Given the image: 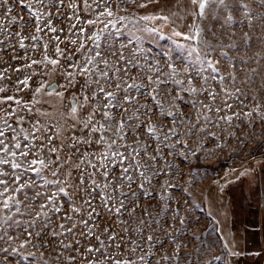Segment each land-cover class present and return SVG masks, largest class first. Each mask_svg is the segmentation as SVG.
<instances>
[{"label": "rangeland", "instance_id": "obj_1", "mask_svg": "<svg viewBox=\"0 0 264 264\" xmlns=\"http://www.w3.org/2000/svg\"><path fill=\"white\" fill-rule=\"evenodd\" d=\"M29 2L32 3L33 11H49L48 8L32 0ZM140 2L141 0H137V4H120V0H112L115 17H124V19L109 18L112 23L96 43H99L101 49L104 50L111 44L114 49L122 51L127 59H132L135 51L137 66L129 65L128 75L124 77L129 84L135 82L147 85L148 76H152L155 80V72L149 71V68H155L158 65L161 70V79H167L166 86L161 85L162 91L158 95V100L167 111L175 112L179 116L176 121L177 125L181 121L185 123L177 129L180 134L179 141L175 136L170 141L177 145L173 154H169L168 148H160L164 159H160L155 170L160 171L161 174L152 177L150 183H145L143 192L139 190L138 180L132 189L137 195L128 199L119 193H112L111 189L97 190L105 191L114 198L110 201L109 207H105L97 196L93 207L98 215H94L91 220L87 212L73 213L71 211L73 202L77 208H87V205L83 203V200L87 198L86 194L80 190L77 180L81 172L77 170L76 165L81 157L80 153L74 152L70 147L75 143L72 138L75 136L82 140L94 141L100 135H105L109 139H116L118 145L123 142L113 132H98L89 135L88 130H84L82 133V124L70 117V99L75 95L78 100L82 101L85 94L90 95L87 90L81 92L85 84V76L77 75L75 84L67 91L63 88L58 89L65 92L63 99L54 94L48 95L51 89L47 88L37 93L35 97L33 96L35 89L42 82L47 84L55 80L59 84H66L67 81L62 73L65 69L72 71L71 68H67L62 57L55 55V42L50 44L47 54L59 59L63 67L52 71V65L40 64L33 65L32 69H24L22 72L14 71L30 63L31 59L42 60L45 52L43 44L48 43L49 37L55 35L61 37L59 46L65 50L66 54L72 53L74 61L81 64L86 63L87 57L95 54V44L87 39L91 35V32L87 31L89 26L83 19L78 23L75 18L65 17L57 20L55 16H52L54 26L63 31L49 33L45 29V32L37 33L36 21L30 19L31 13L27 7L19 5L16 0H9L8 6L14 9L11 13L4 15L5 9L0 8V27L7 28L13 34L21 32L25 36L38 34L41 37L39 41L25 39L26 48L21 49L19 48V37H9L6 33H0V39L5 41L4 47L0 48V72L7 69L5 78L0 80V87L5 88V92L0 93V97L13 96L21 101V104H16L14 100L0 104V130L5 133L2 138L5 139L11 151L19 154L20 151H28L25 145L31 144L37 146L32 149L33 153H37L40 144L42 142L47 144V138L52 136L54 141L49 146L56 147L60 151L50 153L46 148L40 149L38 156L54 160L56 155H59L60 163L63 164L62 170L56 176H53L52 172L57 171V165L44 168L40 176L31 171L24 173L23 181L35 180L38 189L45 194L44 197L31 202L24 201V194L16 193L13 191L15 186H11L5 196H15L16 199L24 202L20 205L10 202V207L3 209V199L0 198V217H12L10 220L0 221V236H4V239L0 240V249H8L6 253L0 251V264H69L70 256L76 257L73 264H89V261H95L98 254L88 253L87 247H100L95 236H100L104 241L107 246L104 252L113 258L112 264H115L117 260H131L134 264H229L227 244L240 245L244 240L242 233L243 228L246 227L243 225L244 216L246 212L252 214L250 209L259 205L258 175L259 172L264 173V121L261 120V116H264V21L260 19V16L264 15V7L259 6L255 0H243V3L253 10V18L249 23L245 10L240 7L239 3H236V7L230 10L232 20H227V13L211 3L205 9V18L201 19L193 14L198 11V8L192 5L190 0H180L179 3L176 0H158V3L149 4L143 9L137 6ZM62 11L67 12L69 16L72 15L66 7ZM161 13L164 15L175 13L176 15L172 16L167 23L161 20L143 21L139 19L144 15ZM214 15H218L220 19H213ZM12 17H17L15 24L9 23ZM88 18L94 19L95 14L88 13ZM25 24L30 26L25 28ZM74 24L77 27L70 32L69 28ZM100 27L101 25L97 24L91 31H96ZM137 27L155 28L157 31L155 33L137 31ZM197 27L205 30L211 27L217 37L212 43L227 53L226 58H222L219 52L211 54L215 60L220 61L219 71L213 73L211 69H206L203 73L205 77H208L206 83L194 71L198 67L206 68V65H192L191 61L194 57H189L187 51L188 45L199 47L198 40H184L183 37L172 35L173 30L192 35ZM80 28L85 31L81 33ZM204 34L207 35V31ZM72 39L77 43H70ZM80 43H83L84 47L77 51ZM33 44L37 47L33 48ZM121 45L127 47L121 49ZM178 45L185 47H178ZM230 45H235V47H230ZM139 49H143V52ZM13 55L18 58L13 59ZM105 59L108 60L113 71L117 67H125L124 62L117 63L119 55L108 54ZM169 63L176 69L175 77L168 76ZM186 66L189 67L188 74L184 71ZM99 67L101 70L104 69L103 64ZM32 72L36 75L29 80V87L25 88L18 83ZM189 75L193 79V86L198 89L196 93L181 90L188 88ZM213 75L216 76L215 80L211 79ZM173 79L182 80L183 84L177 85L172 82ZM92 87L94 89L95 85ZM152 87L155 85L149 86L148 91H151ZM205 88L208 92L216 94L215 100L209 98L204 91ZM108 90L115 91L112 86H108ZM131 94L140 104H147L148 108L154 109L155 115L149 113L151 122H167L165 130L173 127L172 118L161 116L159 109L147 94L140 95L135 90H132ZM177 95L181 98L177 99ZM193 102H195V107H193ZM204 105H208L212 110L209 111ZM226 105L232 107L229 108ZM257 105L260 106L258 112H253L252 116H245L246 112H252ZM89 106L91 107V104ZM28 107H31V113ZM217 107L221 109L220 112L215 111ZM13 110H15L14 115L6 116V113L12 114ZM123 115V112H119L116 120L119 121ZM141 115L142 118L147 119L143 113ZM87 116L86 113L78 112L79 120L86 119ZM205 116L211 123L204 120ZM224 116H231V122L221 119ZM18 117H24L23 121L18 123ZM197 117L200 119L196 134L191 137L184 135L186 129L192 124H197ZM3 119L8 120L13 130L4 126ZM95 120H101L99 113L95 115ZM34 125L40 130L36 131ZM203 127H207V132L212 135L201 134L199 129ZM125 135L127 143L135 146V134H128L125 129ZM14 136L15 140H13ZM25 136L28 139H25ZM33 137H40V139H33ZM17 142L21 144V149L12 147ZM145 143L150 144V149L154 151L160 146L161 141L151 139L144 134L140 145ZM184 143L187 144V149L183 147ZM78 147L80 152L87 153L107 151L104 145L95 143L80 144ZM120 151L124 152L125 148L121 147ZM36 158V155L30 154L26 159L30 162ZM251 158L262 160L258 161L259 163L254 162L253 168L250 166L245 168L251 164L247 163ZM18 159L25 164V167L27 166L25 158L18 155ZM85 159L99 163L96 157L91 155ZM237 166H244V169L240 170L231 181L216 182L218 177L227 170H233ZM33 167L38 168L39 165H33ZM82 167L86 172L94 171L87 165ZM0 171L13 172L9 165H0ZM69 173L71 176L68 175ZM3 178L10 182V177ZM93 179L101 184L104 182L99 174ZM45 181L53 183H45ZM2 187L0 186V190ZM58 187H64L67 195L58 192ZM36 190L26 191L28 195H32ZM124 191L127 192L126 187ZM143 193H151V196ZM53 194L56 200L41 209L40 205L45 203L46 197ZM93 195L96 194L93 193ZM120 200H123L128 207L117 213L114 209L119 207ZM54 206H62L61 211L54 212L52 210ZM17 207L20 208L19 212L16 211ZM110 207L113 210L110 211ZM133 209L135 213L131 214ZM217 209H222L220 213H224L218 219L211 215L212 212L216 213ZM38 212L42 214L36 216ZM226 213L230 225L223 220ZM66 216H71L72 219L68 220ZM81 218L89 220L92 235L87 234L88 229L81 223ZM33 222H35L34 226ZM45 223H47V228L44 227ZM222 223H227L235 234L227 243H224L217 231L218 224L221 227ZM61 224H64L65 228L71 227L72 224L76 227L69 234L61 229ZM105 228L108 232L104 231ZM221 231L227 237L225 229L221 228ZM28 232H33L31 243L20 248L19 245L29 239ZM35 232H46L47 235L40 239L35 236ZM82 232L84 235H81ZM109 234L115 237L114 241L108 239ZM149 236L153 238L151 241L148 240ZM65 244H70L72 247L64 248ZM117 245L120 246L117 247ZM141 256L144 257L143 261L139 259ZM164 257L169 259H164ZM100 264H105L104 255H100Z\"/></svg>", "mask_w": 264, "mask_h": 264}, {"label": "snow or ice", "instance_id": "obj_2", "mask_svg": "<svg viewBox=\"0 0 264 264\" xmlns=\"http://www.w3.org/2000/svg\"><path fill=\"white\" fill-rule=\"evenodd\" d=\"M9 0H0V8H4L5 12L4 15L11 13L14 9L8 6ZM32 2L36 4H40L49 9L47 12H38L33 11L32 3L29 0H16V3L27 7L28 11L31 13L30 19H34L36 21L35 28L37 33L45 32V29L49 33H57L62 32L63 29H57L54 24L52 23V16H55L57 20L63 19L67 17L68 19L75 18L76 21L79 23L81 19H83L88 24L87 31L91 32V35L87 37L88 40L93 41L95 44V54L93 56H88L86 59V63L81 64L80 62H76L73 59V54L68 53L66 54L64 49L60 48L61 37L59 35L50 36L48 43L43 44V48L45 49L43 59L36 60L31 59L30 63H26L25 65L14 69L16 72H22L24 69H32L33 65H52V71H56V69L63 67L61 61L56 58H52L47 54V50L52 42H55V55L57 57H62L64 59L67 68H71L72 71L64 70L62 75L64 76L65 80L67 81L66 84H52V83H44L42 82L39 87L35 89V93H41L45 88L51 89L47 94L48 95H55L60 97L61 99L64 98V91H59L58 89L63 88L65 91L68 90L69 87L75 84L76 76L83 75L85 76V84L83 88H81V92L87 90L90 92V95L85 94L83 96V100L80 101L77 99V96H73L70 104L72 105L69 109V115L73 119H77V122L82 124L81 132L83 133L84 130H88L89 135L92 133H108L113 132L122 144H117L116 139H109L105 135H100L94 141L91 139H81L80 137H73L72 139L75 141L74 144L70 145L74 152L80 153V162L76 165L78 171L81 172V175L77 177L79 181V188L81 191L85 192L86 199L83 200V203L87 205V208H77L74 202L71 205V211L73 213H80V212H87L89 220L94 218V215H98L96 213V209L93 207V202L97 196L103 202L105 207H109L110 201L114 198L113 195L108 194L105 191H97L100 189H111L112 193H119V195L123 196L125 199L129 197H135L137 195L136 192L132 191L133 187L137 184L139 180V190L143 192L145 183H150L151 178L154 176L160 175V171H156V166L159 164L160 159H164L160 148H168L169 154H173V150L176 148V143H170L172 137H176L177 141H179V132L177 129L185 123V121H181L179 125L176 124V121L179 119V116L175 112L167 111L165 106L158 100V95L161 89V85H165L167 83V79H161V70L159 66H155V68H149V71H154L156 75V79L153 80L152 76L147 77L148 84L145 85L144 83L137 84L135 82L129 84L124 79L128 75V66L131 65L132 67L137 66V62L135 60V51L133 52V58L127 59L122 51H118L113 48L111 44L108 45L106 50L101 49L99 43H96L100 40L101 35H103L106 28L112 23L109 18L115 17V12L112 6V0H32ZM177 3L180 0H176ZM255 2L264 7V0H255ZM158 3V0H141V2L137 5L139 8H147L149 4ZM192 5L197 6L198 11L193 13L194 15L198 16L201 19L205 18V9L208 5L214 4L217 5L220 9H222L225 13H227V20H232L231 9L236 7V3H239L240 7L244 8L246 18L251 23V19L253 18V10L248 8L246 4L243 3V0H190ZM120 4H137V0H120ZM67 8L71 11V16L68 15L67 12L62 11V9ZM119 7V5H116ZM55 9V11H52ZM88 13L95 14L94 19L88 18ZM175 13H170L169 15L164 14H149L141 16L139 19L143 21H156L161 20L165 23L169 22L172 16H175ZM116 19L123 20L124 17H115ZM213 19H220L218 15H214ZM22 19V17L20 18ZM261 21H264V15L260 16ZM17 22V17H12L9 21L11 24H15ZM97 24L101 25L99 29L96 31H91ZM30 25L25 24L24 27L27 28ZM77 25H72L69 28L71 32L73 28H76ZM79 31L83 33L85 29L80 28ZM137 31H145V32H152L155 33L157 29L155 28H139L137 27ZM205 31H207V35H205ZM0 33H6L9 37L15 36L19 37V48L25 49L26 45L24 43L25 39H30L32 41H39L41 39L40 35H30L25 36L22 35L21 32L11 33L7 30V28L0 27ZM134 35V34H133ZM172 35L176 37H183L184 40H191L197 41L199 47L194 45H188L187 51L189 57H194L191 61L192 65L200 64L206 65L205 67H198L195 68L194 71L196 75L201 77L204 82H207L208 77L203 75L206 69H211L213 73L218 72L219 68L218 65L220 63L219 60H215L212 57L213 52H219V55L222 58L227 57V53L221 51L218 47H216L212 41L216 40L215 31L209 27L207 30L201 29L200 27L196 28V31L192 35H188L182 33L180 31L173 30ZM247 38V33L245 34ZM199 38V39H198ZM72 44H76L77 41L72 39L69 41ZM5 45V41L0 39V48H3ZM33 48H36L37 45L33 44ZM84 47L83 43H80L79 48L77 51ZM121 49L126 48V45H121ZM178 47H185L184 45H178ZM230 47H235V45H230ZM140 52H143V49H139ZM111 54L112 56L119 55V60L117 63L124 62L125 67L119 68L117 67L114 71L112 66L109 64L108 60L105 59V56ZM13 59H17L18 57L13 55ZM20 59H29L27 57H19ZM103 64L104 69L101 70L99 65ZM91 65V67H89ZM168 68L170 69L168 76L175 77L177 75L176 69L173 67L171 63L168 64ZM185 73H189V67L186 66L184 69ZM7 69L3 72H0V80L5 78V73ZM111 73V75H110ZM36 75L35 72H32L31 75L25 76L23 79L19 80L18 83L23 85L25 88L29 87V80L32 79V76ZM89 77H92L89 79ZM119 77V78H118ZM211 79L215 80L216 76H211ZM103 81V83H101ZM173 83L177 85H182L183 81L179 79H173ZM188 88H182V91H190L192 93H196L198 91L197 88L193 86V79L189 75L187 80ZM93 85L95 88L93 89ZM155 85L152 87L151 91H148L149 86ZM108 86L114 87L115 91H109ZM132 90H135L140 95L147 94L148 98L153 101L156 105V108L159 109L161 116H168L172 118V125L173 127H168L165 130L167 122L161 123H153L151 122V113L155 115V111L152 108H148L147 104H140L139 101L135 96H133ZM204 91L207 93L210 99L215 100L216 94L212 92H208L205 88ZM226 91V90H225ZM5 92V88L0 87V93ZM171 96V93H169ZM177 99L181 98L179 95L176 97ZM15 101L16 104H21V101L15 99L13 96H3L0 97V104H5L9 101ZM38 103L39 101H35ZM91 104L92 111L88 114L86 119L79 120L78 119V110L77 106L79 105L80 108L85 107V105ZM227 107H232L231 105H226ZM193 107H195V102H193ZM205 108H208L209 111L212 109L208 105H204ZM260 106L257 105L256 108L252 110V112H246L245 116H252L253 112H258ZM131 110V112H130ZM28 111L31 113V107H28ZM215 111L220 112V108H216ZM119 112H123V116L119 121L116 120V115ZM99 113L101 120H95V115ZM147 119L142 118V114ZM15 110H13L12 114L6 113L7 115H14ZM24 117H18L17 122H22ZM199 117H197V124H192L191 127L185 130L184 135L186 136H193L196 134V130L199 124ZM221 119L231 122V116H224ZM204 120L208 123H211L207 116L204 117ZM261 120L264 121V116H261ZM3 124L9 130H13L11 125L9 124L7 119H3ZM38 123V122H37ZM36 131H39V127L36 125L33 126ZM125 129H127L128 134H135L134 141L135 146L130 145L127 143V136L125 135ZM200 133L203 135H212L207 132V127H203L199 129ZM144 134H146L151 139L161 141L160 146H158L154 151L150 149V144L145 143L140 145V141L144 138ZM5 136L3 130H0V165H9L10 168L13 170L12 173L6 171H0V186L2 190H0V198L3 199V209H8L10 207V202L16 205L22 204L24 201H34L38 200L39 198L44 197V193L40 191L37 187L35 180L29 179L28 181H23L22 177L25 172L31 171L35 173L37 176H40L41 171L44 168L49 167V165H57V171L52 172L53 176H56L59 171L62 170L63 164L60 163L61 157L56 155V158L53 160L49 157L40 158L38 156V152L40 149H47L50 153H57L60 151L56 147H51L54 141V137L49 136L47 138V144L41 143L39 148L37 149V153H33L32 149L36 148L35 144L25 145L28 148V151H20L19 154L15 151H11L8 144L5 143V139L2 137ZM25 139H28L25 136ZM33 139H40V137H33ZM15 140V136L13 137ZM96 145H104L106 148V152H96L93 151L92 153L87 152H80V148L78 145L80 144H93ZM115 146V147H113ZM12 147L16 149H21V144L19 142L12 145ZM124 147L125 151L121 152L120 148ZM183 147L187 149V144L184 143ZM130 149V151H129ZM32 154L36 155L37 158L31 160L30 162L27 161V157ZM195 154V153H193ZM19 157L25 158V164H22ZM89 155L96 157L99 163L93 162L91 159H85ZM11 157V159L9 158ZM146 157V159H145ZM143 161V162H142ZM67 163V161H65ZM39 165V167H33V165ZM83 165H87L91 167L94 171L93 172H86L85 169L82 167ZM170 167V165H166ZM103 169V171H101ZM117 169L119 171L117 172ZM22 170V171H21ZM99 174L103 179V184L98 183L94 176ZM71 176V173L68 174ZM3 177H10V182ZM43 179V177H41ZM45 183H53L52 181H45ZM15 186L13 191L16 193H23L24 194V201L16 199L15 196H5L6 193L9 192L10 187ZM127 188V192L124 191V188ZM28 189H37L32 195H28ZM58 192L67 195L64 187H58ZM95 193L96 195H93ZM144 195L151 196V193H143ZM163 198V197H162ZM56 200V196L49 195L46 197V201L44 204H41V209H44L47 204H51ZM62 206H54L52 210L54 212H60ZM128 205L124 204L123 200L119 201V207H115V212L120 213L122 209H126ZM109 210H113L111 207ZM16 211L19 212L20 208L17 207ZM135 213V209L132 210L131 214ZM42 213H36V216H40ZM46 215L47 213H43ZM12 219L10 216H3L0 217V221H7ZM66 219L71 220V216H66ZM89 220H84L81 218V223L84 225L85 228L88 229V235H92V230L89 225ZM143 223V221H141ZM183 223V221H181ZM35 222H33V226ZM44 227L47 228V223L44 224ZM61 229L66 231L67 233L71 234L73 229L76 227L75 224H72L71 227L65 228L64 224L60 225ZM105 232H108V229H104ZM127 231V229H125ZM37 238L43 239L44 236L47 235L46 232H35L34 233ZM55 235V233H53ZM81 235H84L82 232ZM29 239L25 240L23 243L19 245L20 248H24L27 244L31 243V237L33 236V232H28ZM11 239V237H8ZM4 239V236H0V240ZM96 241L99 243L100 247L89 246L87 247L86 251L90 254L95 253L98 254L95 257V261H89V264H100V255H104L105 264H112L113 258L105 254L104 250L106 249V245L104 241L101 240L100 236H95ZM108 239L114 241L115 237L111 234L108 235ZM153 238L151 236L148 237V240L151 241ZM78 243V242H77ZM46 247V245H42ZM120 245H117L119 247ZM64 248H71L72 245L65 244L63 245ZM139 247V245L137 246ZM135 249H133L134 251ZM0 251H4L5 253L8 249H0ZM15 251V249H13ZM31 255V253L29 254ZM75 256L69 257V264H73L75 261ZM141 261L144 260V257H139ZM164 259H169L168 257H164ZM219 259V257H216ZM115 264H134L133 261H115Z\"/></svg>", "mask_w": 264, "mask_h": 264}, {"label": "trees", "instance_id": "obj_3", "mask_svg": "<svg viewBox=\"0 0 264 264\" xmlns=\"http://www.w3.org/2000/svg\"><path fill=\"white\" fill-rule=\"evenodd\" d=\"M262 159H255L251 158L247 161V163H251L247 165L245 168H253L254 162L259 163ZM244 169V166H237L233 170H227L223 175L218 177L216 180L217 183H226L227 181H231L240 170ZM259 181V205L252 207L250 212L252 214L245 213L244 216V223L246 227L243 228L242 233L244 240L240 243V245H233L230 244L228 246V255H229V264H264V173L259 172L258 175ZM217 200V199H216ZM223 211L222 209H217L216 213L212 212L209 213L212 217L217 218L219 216H223L224 213H220ZM220 213V214H219ZM219 214V215H218ZM216 219V220H217ZM224 221L228 222L227 213L226 217L223 219ZM248 225H246V224ZM229 224V222H228ZM227 223L225 224H218L217 231L221 236L224 243H227L228 240L232 238L233 232L230 230ZM230 225V224H229ZM225 229L227 237L223 235L221 231ZM231 236V237H230ZM226 238V239H225ZM250 254V256H248Z\"/></svg>", "mask_w": 264, "mask_h": 264}, {"label": "flooded vegetation", "instance_id": "obj_4", "mask_svg": "<svg viewBox=\"0 0 264 264\" xmlns=\"http://www.w3.org/2000/svg\"><path fill=\"white\" fill-rule=\"evenodd\" d=\"M56 83L59 84L57 81H56ZM76 106H77L78 112L82 113V114H84V113L89 114L92 111V109L89 105H85V107H83V108H80L79 105H76Z\"/></svg>", "mask_w": 264, "mask_h": 264}, {"label": "water", "instance_id": "obj_5", "mask_svg": "<svg viewBox=\"0 0 264 264\" xmlns=\"http://www.w3.org/2000/svg\"><path fill=\"white\" fill-rule=\"evenodd\" d=\"M51 83H52V84H57L55 80H53ZM71 99H72V98H71ZM71 99H70V101H71ZM70 105H71V104H70ZM71 106H72V105H71Z\"/></svg>", "mask_w": 264, "mask_h": 264}]
</instances>
